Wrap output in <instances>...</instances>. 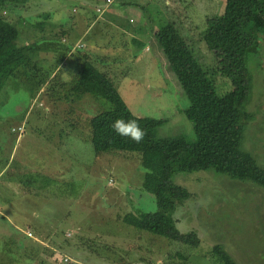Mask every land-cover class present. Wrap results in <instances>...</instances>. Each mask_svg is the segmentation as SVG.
<instances>
[{
	"label": "rangeland",
	"instance_id": "obj_1",
	"mask_svg": "<svg viewBox=\"0 0 264 264\" xmlns=\"http://www.w3.org/2000/svg\"><path fill=\"white\" fill-rule=\"evenodd\" d=\"M225 5L226 0H29L6 10L20 30L18 45L47 39L74 47L37 50L34 63L21 67L0 92V264H221L211 254L216 244L238 264H264V187L234 180L203 155L188 118L189 98L153 34L175 22L224 94L232 84L216 73L203 34L207 18L222 14ZM44 13H51L49 21ZM84 52L110 74L136 116L162 121L159 137L182 135L194 148L198 163L175 177L193 194L175 213L180 234L161 236L136 226L135 213L157 210L155 196L143 187L140 155L97 153L86 122L110 109V102L72 95V83L63 87L54 77L73 78ZM250 66L248 109L255 119L244 147L264 166V36Z\"/></svg>",
	"mask_w": 264,
	"mask_h": 264
},
{
	"label": "trees",
	"instance_id": "obj_2",
	"mask_svg": "<svg viewBox=\"0 0 264 264\" xmlns=\"http://www.w3.org/2000/svg\"><path fill=\"white\" fill-rule=\"evenodd\" d=\"M28 2L0 0V92L10 78L20 76L21 67L34 63L37 50L49 47L68 52L74 47L70 43H52L47 39V42H41L43 45L37 41L18 45L20 30L4 13ZM43 16L49 21L51 13ZM153 34L189 98L188 118L194 124L203 155L219 162L234 180L264 187V166L244 147L247 126L255 119L254 113L248 109L254 85L250 63L258 54L264 36V0H226L222 14L207 18L203 39L215 55L216 73L232 84V89L224 94L218 93L209 72L195 56L175 22L157 27ZM78 66L69 81L57 78L56 73L54 77L60 79L63 87L72 83V95L91 94L108 100L112 106L87 119L94 150L97 153H138L146 169L143 187L155 196L157 210L139 211L133 222L142 230L161 236L180 234L175 213L193 194L186 186L176 183L175 177L192 172V167L198 163L194 148L182 135L159 137L161 120L136 116L110 74L93 64L90 53L84 52L80 56ZM46 84L45 80L43 85ZM117 118L137 119L147 132L143 142L137 144L117 135L111 127ZM211 254L221 264H238L223 244L214 245ZM182 258L187 260L188 257L182 255Z\"/></svg>",
	"mask_w": 264,
	"mask_h": 264
},
{
	"label": "clouds",
	"instance_id": "obj_3",
	"mask_svg": "<svg viewBox=\"0 0 264 264\" xmlns=\"http://www.w3.org/2000/svg\"><path fill=\"white\" fill-rule=\"evenodd\" d=\"M112 130L120 137L127 138L134 143H142L147 132L141 127L137 119L117 118L112 122Z\"/></svg>",
	"mask_w": 264,
	"mask_h": 264
},
{
	"label": "built area",
	"instance_id": "obj_4",
	"mask_svg": "<svg viewBox=\"0 0 264 264\" xmlns=\"http://www.w3.org/2000/svg\"><path fill=\"white\" fill-rule=\"evenodd\" d=\"M133 20V19H132ZM21 129V128H20ZM66 260H68V258L66 259Z\"/></svg>",
	"mask_w": 264,
	"mask_h": 264
},
{
	"label": "crops",
	"instance_id": "obj_5",
	"mask_svg": "<svg viewBox=\"0 0 264 264\" xmlns=\"http://www.w3.org/2000/svg\"><path fill=\"white\" fill-rule=\"evenodd\" d=\"M147 48V47H146ZM146 48H144V49H146Z\"/></svg>",
	"mask_w": 264,
	"mask_h": 264
}]
</instances>
